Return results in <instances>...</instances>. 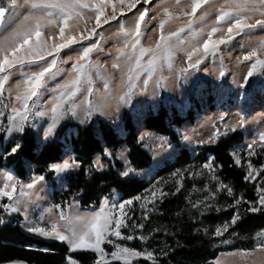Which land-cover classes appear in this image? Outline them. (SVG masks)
Returning a JSON list of instances; mask_svg holds the SVG:
<instances>
[{"label": "rangeland", "instance_id": "obj_1", "mask_svg": "<svg viewBox=\"0 0 264 264\" xmlns=\"http://www.w3.org/2000/svg\"><path fill=\"white\" fill-rule=\"evenodd\" d=\"M4 3H7V0H3ZM18 3H22V0H18ZM226 7L225 0H216L214 4L204 5L201 9H198L196 13V20L193 23L192 27L199 31L201 28L204 29L205 33L210 30L212 26H215V11L220 7ZM137 7H146L150 9L149 17H146V23L142 24V29H146L145 36L142 39V44L145 47L154 46L156 40L159 39V34H156V29H158V22L161 19H164L163 8L167 7L169 11L173 13V16H180V23H183L182 20L186 23L189 20V16H181L182 12H191L190 0H181V3L177 5L175 0H152L151 4L148 5H137ZM123 10V15H121V11ZM207 10L212 15L209 16L207 21L200 22L199 17L201 14ZM19 11L24 14L26 13V9L21 8ZM136 12L135 9L129 11L126 7L122 9L119 3H116V15L117 20H110L108 24H103V20L105 17H110L112 14L111 6L105 9V16L101 17L102 27L97 28V33H103V39L99 35L93 37L94 40L100 41V47L103 49V52L93 51L91 53V61L93 63L103 64L107 72L106 74H111L114 76V79L111 82L110 89L111 94L105 93L103 88V83L100 80H96L95 82V93L91 99L94 104H99V111H94L90 116H97L99 118L107 120L111 123L115 129L119 132L121 136H125L126 132L124 129L123 122V112L125 109H128L132 115L133 122L136 124L139 130V137L144 143V147L148 150V152L153 157L152 164L144 169H135L129 160L128 157V148L122 147L117 152V158L124 164V171L128 169H132L133 171L129 174V176H138L140 178H145L147 180H151L156 176L160 168L163 166L164 162L169 159H173L177 156L179 149L178 147L172 145L169 139L166 136L160 135L154 131L148 130L144 127L143 120L147 114V111L151 108L156 110L160 103H163L166 107L172 108L176 107L181 112L186 113L190 108H192V94L199 101L201 109H195L196 118L193 122H186L177 130L180 134V143L182 147L188 148L193 153H196V150L199 146L207 145V144H216L220 137L225 134L228 129H232L235 126V130H242L244 132V141L240 146L234 148L233 152L238 154L241 158V165L245 166L247 170H249L248 166L251 164V168L253 170V176H255V180L258 181L260 187H264V164L259 167H256L252 162V155L249 156V149L246 147L248 144H253L254 153L257 149L264 147V144L261 143L259 139V134L264 132V71L261 69H257L253 76L249 78L248 83L244 88H240L238 85L244 84V77L247 75L249 68L253 61H244L243 57L247 54V51L255 47L256 43L264 38V31L260 29H256L253 34H251V39H249V33H245L242 36H237L236 39L231 41L228 44L220 45L219 50L213 56L211 54L204 56L203 50L197 53L196 56L193 57V62L199 57L202 58V62L199 64L198 68L188 69L186 73V82L177 83L175 77L176 74L173 72L174 69H177L178 65L182 61H184L183 55L191 48L197 46V41L192 39L191 32L186 28V38L183 39L182 34H180V38L186 43V50L183 48V45H178L176 51L174 53L172 68L169 69L167 66H164L162 69L156 71V73L149 80L147 86L144 85L143 80L146 78L144 75L140 77L139 80L135 82V88L132 91L131 97L127 103L121 102L119 97L128 91V86L126 83L122 82L120 79V73L111 68V64L113 62V58L117 51L118 47H122V44L119 43L122 40V37H117V33L119 32V25L122 21L125 24V27L129 29H134V19L133 15ZM155 17V19H150V17ZM7 17V13H6ZM84 20H82L79 24L80 30L84 35H88L87 31H83L85 27L89 30L91 28L96 27L95 14L92 12L86 11L84 13ZM262 17L255 16L249 23H255L256 19H261ZM172 22L178 24L176 19H173L168 24ZM227 31V26H222V31L214 34L213 39H218L220 36L225 35ZM51 33L55 36V40H49V43L55 42L59 43V37L57 35L58 29H52ZM164 33L167 35V24L164 28ZM148 35H151V41L146 42V38ZM44 36L47 39L49 37V30L46 29L44 31ZM207 36H203L199 43L202 44L203 39H206ZM92 43V41H84L83 44L87 45ZM175 45V39L172 41ZM243 45V47H242ZM74 48H79L80 45H74ZM259 56L261 59H264V52H260ZM71 57V60H69ZM78 58V53L72 51L71 49H64L58 54V67L63 69H70L71 62H74ZM50 59V58H49ZM186 59V57H185ZM62 61H69L68 63H62ZM121 67L125 66V61L121 60L119 62ZM186 68H188V61L186 59ZM24 72H29L30 69L25 66L23 69ZM223 71L224 75L220 76V72ZM13 75L5 86L6 91L3 97V103H8V92L7 89L10 87L12 90V97L14 98L17 89H16V81H21V90L24 85L22 83L23 77L20 74L19 70H13ZM173 73V74H172ZM162 77V78H161ZM70 77L67 74H60L55 79L47 80V91L41 89L42 95L37 103V106L32 109V112L28 116V122L26 124H30L36 131L37 136L40 141H45L42 139L43 130L50 122L49 116L51 103L53 102V97L59 94L60 89H57V85H62L65 80ZM178 84V86H177ZM140 85V86H139ZM184 85V87H183ZM52 89H57L56 92H53ZM233 93L232 105L230 107H226L225 103L230 100V94ZM244 96H241V94ZM213 94L214 96V105L215 108H210L209 95ZM104 97V99H101ZM33 100H36L34 97ZM84 100V94L81 93L77 95L74 100H69L65 104L66 115L59 122L55 133L49 139L55 137L58 129L66 122L69 117H73V119L80 124L85 123V121L89 118L85 116V104L82 103ZM247 101V102H246ZM245 102L247 103V111L245 110ZM32 104V101H29ZM75 104V115L72 114V111L69 110V106L71 104ZM37 110H44L47 115L44 117H37L34 115V112ZM0 111H3L5 115L0 117V130H4L7 126V115L10 113V109H5L2 104H0ZM243 118V126H238V122ZM81 121H84L83 123ZM98 125L96 124V131L98 130ZM5 132V131H4ZM76 132V128H69L67 130V135L63 138L64 141V156L63 158L54 163L53 165L62 164L65 161L72 162L76 161L75 154L72 151L71 145L69 144V138L73 133ZM6 140H8L9 136L5 132ZM106 155L109 157L112 156V152L110 149H106ZM77 162V161H76ZM95 166L100 170V166L102 165V170L105 168V165L102 161L101 155H96L94 159ZM209 163V162H207ZM205 163V164H207ZM201 168L195 167L193 171H191V175L194 177V185L191 187H187V190L192 195V200L186 204V207L189 208V216L191 219H194V223H199L196 227L197 229H203V234L216 238L214 244H223L225 243L223 239L219 237H226L227 232L223 233L222 236L213 235L217 226H222L228 220H224L219 218L217 223H213V227L210 228L205 227L204 224H201L199 221H203L205 214L214 209H222V206L219 205L220 201V191H218V180L214 179L215 175H213V171L204 167ZM52 165V166H53ZM77 167H73L64 172H56L54 179L56 181V186L58 189H63L66 187V175L73 169ZM257 171L259 174L257 175ZM11 173L13 176V180L10 183L15 184L17 191L14 194V199H20V207L21 212L24 216L28 217L29 220L40 223L42 226H47L51 221H58L62 226L65 221L59 220V213L63 211L68 216H76L90 214L96 211H99L101 205L104 203L105 198L109 201V207H111L112 203H122L126 200L133 199V204L130 206H126L124 211L127 213L126 222L129 225L132 224H143V222L148 221L152 216H157L158 206L156 200L161 198L160 193L164 191L163 187L150 188L142 193L141 197H148L151 200V192H156V199L150 203H147L145 207H141V204L144 203L143 200H135L134 198L124 199L122 196L116 191H112L109 197H105L101 200L99 206L91 207V208H83L80 206L78 200H72V202L66 206H62L59 209L54 208V205L57 203L53 198V188L46 181L41 180L36 182L35 187L32 189H28L26 186L29 183H33L34 178L40 177L38 175H29L26 179H19L13 171L6 170L0 168V186L4 183V174ZM198 181L200 185H198ZM202 181H206L208 184L201 186ZM181 187V185H180ZM21 192L26 193L23 197H21ZM212 193H216L213 197ZM4 198V197H0ZM7 198V197H5ZM8 199V198H7ZM12 203V201L8 200L7 204ZM198 204V208H193L192 204ZM52 207V214L49 215L46 212V209ZM223 207H226L225 205ZM27 208V212L25 213L23 210ZM117 214H119V209H116ZM137 213V215H136ZM43 214L44 219L41 220L40 217ZM141 215V218H140ZM200 219V220H199ZM202 219V220H201ZM143 221V222H142ZM23 222V224H24ZM207 229V232H205ZM24 230L26 228L24 227ZM62 230V229H61ZM121 233L124 236L133 235L136 237L135 239L128 241L122 240L115 236L109 237L114 244H121L123 246H127L132 249L140 250V251H151L154 253L153 249L147 246V243L151 237H159V230L155 231L154 234L148 235L143 232V228H121ZM29 233V232H28ZM36 237H39L33 233H29ZM140 237H145L146 239H140ZM42 238V237H40ZM258 243L250 249H241L237 248L229 251H221L218 254L217 259L215 260L216 264H264V252L256 251L254 255L247 256L246 258H241L239 250H253L257 248L261 243H264V228L260 229L257 232ZM53 240V239H49ZM102 247L105 249L107 255H105L104 259L109 262L112 261H122L115 260L111 257V252L115 251L113 244L104 243ZM91 252V251H88ZM93 253V252H91ZM97 261L99 254L95 253ZM73 260L80 264V262L71 256ZM141 258H132V261L138 260ZM123 262V261H122ZM4 264H26L21 261L9 262Z\"/></svg>", "mask_w": 264, "mask_h": 264}, {"label": "snow or ice", "instance_id": "obj_2", "mask_svg": "<svg viewBox=\"0 0 264 264\" xmlns=\"http://www.w3.org/2000/svg\"><path fill=\"white\" fill-rule=\"evenodd\" d=\"M215 2L216 0H190L191 12L184 13V15L190 17L186 28L191 32L192 39L197 41V46L184 53L188 61V68L180 69L181 76H184L188 69L198 68L202 58L198 57L193 62V57L201 52V49L204 56L209 54L214 56L220 45L230 43L237 36H242L247 32L249 33V39H251V34L256 29L264 31V0H225L226 7L222 6L216 9L214 13L215 26H212L206 33L203 28L196 31L192 25L196 20L198 9ZM116 3H119L122 9L126 7L129 11L132 9L136 10L133 15L134 29H129L125 27L122 21L120 22L119 32L116 35L123 38L119 41L122 47L117 48L111 64V68L120 73L121 81L128 86V91L119 97L121 102L127 103L135 88V82L144 75L146 78L143 83L147 86L157 70L162 69L164 66L171 69L177 46L184 44L180 34L185 31V27H180L167 35L164 33L166 24L173 19H179L178 16L174 17L167 7L163 8L165 18L161 19L157 25L160 30L159 39L156 40L154 46L145 47L142 44V39L145 36L146 29H142V24L146 23V17H149L150 9L137 7V5H148L152 3V0H22V3H18V0H7V3H4L3 0H0V104L5 109H10V113L7 115L8 124L4 128L8 136L25 131L28 116L32 109L37 106L42 95L40 90L44 89L47 91V80L55 79L60 74H67L70 78L65 80L62 85H57V89H60V91L58 95L53 97L50 107V122L43 130V140L47 141L54 135L59 122L67 114L65 104L69 100H74L77 95L84 94L82 103L85 104L86 117H90L94 111H99L100 105L94 104L89 99L95 93V82L100 80L103 83L105 93L110 95V85L114 76L106 74L107 69L103 64L91 61V53L93 51L103 52V49L99 46L100 41L94 40L93 37L99 35L103 39V33H97V28L102 27L101 17L105 16L107 7L111 6L112 14L110 17L104 18L103 24H108L110 20H117ZM175 3L179 5L181 0H175ZM21 8L26 9V13L22 14L19 11ZM86 11L94 13L96 21V27L90 30L85 27L83 30L87 31L88 35H84L79 27L80 22L85 18L84 13ZM121 15H123V10ZM210 15L212 13L205 10L199 17V21H207ZM255 16L262 18L256 19L255 23H249L248 21ZM150 19H155V17H150ZM224 25L227 26L225 35L220 36L218 39H213L214 34L221 32ZM46 29L49 30L47 39L44 36ZM52 29H58L59 43H49V40H55V36L51 33ZM205 35L207 38L203 39L202 44L199 43ZM174 39L176 41L175 45L172 43ZM84 41H92V43L85 45L83 44ZM74 45H80V47L74 48ZM64 49H71L78 53V58L71 62L70 69L58 67V54ZM260 52H264V38H261L255 47L250 48L243 57L244 61L253 62L244 77V84L238 85L240 88L245 87L249 78L253 76V73L258 68L264 71V59L260 58ZM69 60H71V57H69ZM121 60L125 61L123 68L119 63ZM68 62L62 61V63ZM25 66L30 69L29 72L23 71ZM13 70L20 71L24 87L21 90V81H16L17 93L14 98L9 87L7 89L8 103L5 104L3 103L6 91L5 86L14 74ZM223 75L224 72L221 71L220 76ZM57 89H52V91L56 92ZM241 96H244V94L242 93ZM34 97L36 100H33ZM101 99H104V97ZM29 101H32V104ZM75 107L74 103L69 106V110L72 111L73 115L76 114ZM4 115L5 113L0 111V117ZM34 115L44 117L47 113L44 110H37ZM81 122L83 123L84 121ZM243 123V118H241L238 126L242 127ZM232 130L235 131V126ZM259 139L264 144V132L259 134ZM254 143L255 141L246 146L249 149V156L254 154V151H252ZM20 147V143L14 144L6 155H14ZM233 155L235 157L234 163L238 166L241 165L239 155L236 153H233ZM78 166V163L73 160L72 162L65 161L52 167L54 171L60 173ZM102 167L101 165L100 170H102ZM204 167L213 170V163L209 162ZM248 168L249 170L244 179L246 181L255 180L251 164H249ZM132 171V169H128L122 172L121 175L127 177ZM258 174L259 171H257ZM213 178L216 179V177ZM43 179V176L36 177L33 183H29L26 186L22 185V187L32 189L35 187L36 182ZM12 180L13 176L11 173L4 174V183L0 186V197H7L12 203L0 204V207L4 208L6 212L19 213L21 212L20 199L13 198L17 188L15 184L10 186L9 182ZM179 190L178 187L177 191ZM218 191H226L229 196L233 195L232 188L222 182L218 185ZM257 191L258 199L255 202L244 201L242 197L235 199L233 204L229 205V207L234 209L231 220L222 226H217L213 235L222 236L224 232L228 231L230 226L235 225L241 219L238 206L242 203L249 205L247 208L249 212L264 211V187H258ZM24 195L26 193L21 192V197ZM164 195L166 194L160 193L161 197ZM215 195L216 193H212L213 197ZM134 199L143 200L144 203L141 204V207H145L147 203L156 199V192H151V200L148 197L141 196H137ZM132 204L133 199H129L118 204L112 203L111 207H109V201L105 198L99 211L90 214H77L73 217L60 211L59 220L65 221L63 226L58 221H51L47 226H42L40 223L29 220L25 216L23 227L29 233L39 237L66 243L70 252L91 251L98 253L99 257L95 264H108V261L104 259L105 255H107L102 247L104 243L114 245L115 251L111 252L110 255L115 260H122L123 264H132V258H142L151 261V264H158L153 252L140 251L121 244H114L109 239V237L115 236L122 240L131 241L136 237L133 235H122L121 228H143V224L129 225L126 222L127 213H125L124 209ZM53 207L59 209L61 206L57 204ZM192 207L198 208L199 205L194 203ZM116 209H119V214H117ZM52 210V207H50L46 209V212L51 215ZM220 210L222 209H217V211ZM23 211L26 213L27 208H24ZM40 219H44L43 214ZM205 232H207V229H205ZM140 239L146 238L140 237ZM256 251L264 252V243H261L253 250H239V253L241 258H246L254 255ZM69 264H77V262L69 257Z\"/></svg>", "mask_w": 264, "mask_h": 264}, {"label": "trees", "instance_id": "obj_3", "mask_svg": "<svg viewBox=\"0 0 264 264\" xmlns=\"http://www.w3.org/2000/svg\"><path fill=\"white\" fill-rule=\"evenodd\" d=\"M229 98L225 103L226 107L232 105L233 93ZM208 102L210 108L214 109L213 94L209 95ZM246 102L243 108L247 111ZM196 108L201 109L200 103L192 94V108L186 113L176 107L168 108L163 103L156 110L150 108L147 111L143 120L144 127L166 136L179 149L177 156L166 160L151 180L121 175L124 164L116 154L124 146L128 148V157L135 169L147 168L153 162L128 109L123 112L125 136H121L107 120L97 116L89 117L83 124L69 117L55 137L47 141H40L30 124L25 125L23 133H13L8 140L4 130H0V168L13 171L21 180L31 174L43 176L53 188L54 201L62 206L78 200L81 207L91 208L99 206L101 200L109 197L112 191L128 199L141 196L153 186L163 187L166 195L156 200L157 216H152L146 222L142 221L143 232L147 236L158 230L160 232L159 237H151L147 243L153 249L158 264H216L215 260L221 251L250 249L258 243L257 232L264 228V211L252 213L247 211V203L239 205L241 219L229 227L226 237H219L225 242L223 244H214L216 238L208 237L203 234L202 228H196L199 223H194V219L188 215L190 210L186 207L193 199L187 187L194 185L195 179L190 172L195 167L201 168L203 164L212 162L213 175L218 183L230 186L233 192L229 196L226 191H220L218 206H222V210H211L205 214L203 221H199L207 228L213 227L212 224L217 223L219 218L231 220L234 209L229 205L235 199L242 197L244 201H257V189L260 187L257 180L244 179L248 172L245 166L234 163L233 150L244 141L242 130L228 129L216 144L199 146L196 153L181 146L177 129L184 123L195 120ZM96 124L99 132L96 131ZM69 128H76V132L69 138V144L79 166L66 175V187L58 189L52 165L64 156L63 138ZM16 143L21 145L17 153L6 155ZM106 149L112 152L111 157L106 155ZM98 154L105 165L103 170H99L94 163ZM252 162L256 167L264 164V147L256 150L252 155ZM206 184V181H202L201 186ZM7 203V198L0 199V204ZM0 221V264L15 261L26 264H69L71 256L80 264H94L95 253L70 252L69 246L64 242L36 237L26 232L23 228L24 216L20 212H6L0 207ZM108 264L123 262L112 261ZM132 264H151V261L141 258L132 261Z\"/></svg>", "mask_w": 264, "mask_h": 264}, {"label": "crops", "instance_id": "obj_4", "mask_svg": "<svg viewBox=\"0 0 264 264\" xmlns=\"http://www.w3.org/2000/svg\"><path fill=\"white\" fill-rule=\"evenodd\" d=\"M181 13V16L183 17L184 16V12H180ZM186 16V15H185ZM180 17V16H179ZM181 18V17H180ZM177 21H178V24H176V23H174V22H172V25L173 26H171V23L170 24H167V34L169 33V32H172V31H176L178 28H180V27H185V31L183 32V33H181L182 34V38L183 39H185L186 38V23L182 20V22L183 23H180L181 22V19H176ZM157 31H156V34H159L160 35V30H159V28L158 29H156ZM147 41H149V43H150V41H151V35H148L147 36V38H146V42ZM185 42V41H184ZM183 48L186 50V43H184L183 44ZM183 57H184V61H182L181 63H180V65H178V67H177V69H174L173 70V72L176 74V77H175V79H176V81H177V83H179L180 81L181 82H183V83H185L186 82V74L184 75V76H181V74H180V69H182V68H186V59H185V55H183ZM173 74V73H172ZM140 86V85H139ZM177 86H178V84H177ZM179 87V86H178ZM183 87H184V85H183ZM24 228V227H23ZM45 239V238H44Z\"/></svg>", "mask_w": 264, "mask_h": 264}]
</instances>
